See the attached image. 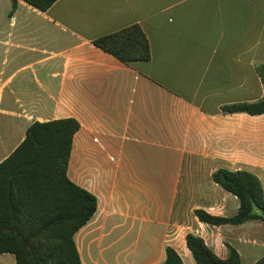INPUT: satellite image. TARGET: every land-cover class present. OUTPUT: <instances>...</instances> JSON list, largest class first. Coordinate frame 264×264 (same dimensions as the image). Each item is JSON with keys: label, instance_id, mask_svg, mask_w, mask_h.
Here are the masks:
<instances>
[{"label": "crops", "instance_id": "obj_1", "mask_svg": "<svg viewBox=\"0 0 264 264\" xmlns=\"http://www.w3.org/2000/svg\"><path fill=\"white\" fill-rule=\"evenodd\" d=\"M133 25L148 61L93 44ZM263 78L264 0H58L46 12L0 0V165L34 123L75 119L67 174L98 202L74 235L82 264H163L167 247L196 264L189 234L258 264L264 221L215 226L196 211L239 212L218 170L255 176L264 194V114L222 110L264 100Z\"/></svg>", "mask_w": 264, "mask_h": 264}, {"label": "trees", "instance_id": "obj_2", "mask_svg": "<svg viewBox=\"0 0 264 264\" xmlns=\"http://www.w3.org/2000/svg\"><path fill=\"white\" fill-rule=\"evenodd\" d=\"M22 1L46 12L58 0ZM93 44L128 64L151 58L149 41L139 25L98 38ZM222 110L226 114L261 115L264 100L224 106ZM79 129L75 119L36 122L28 128L21 145L0 165V253L15 255L17 264H82L74 235L94 216L98 202L67 174ZM213 179L239 198L240 209L232 218L198 210L200 221L215 226L264 221V194L255 176L218 170ZM186 245L196 264H241L233 248L227 259H221L198 236L187 235ZM163 264L184 262L175 249L167 247ZM258 264H264V259Z\"/></svg>", "mask_w": 264, "mask_h": 264}]
</instances>
